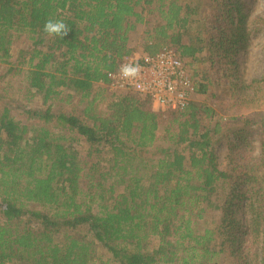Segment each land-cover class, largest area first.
Instances as JSON below:
<instances>
[{"label": "trees", "instance_id": "obj_1", "mask_svg": "<svg viewBox=\"0 0 264 264\" xmlns=\"http://www.w3.org/2000/svg\"><path fill=\"white\" fill-rule=\"evenodd\" d=\"M207 1L0 0V63L24 77L28 101L44 105L26 107L29 123L0 107V264H264L246 248L264 231V171L221 166L223 122L209 123L216 110L193 99L160 113L148 95L107 100L101 87L142 32L145 52L176 48L196 94L208 93L216 50L230 43L232 59L248 34L240 6L209 34ZM49 18L68 24V35L47 36ZM256 82L264 92V73ZM76 96L82 115L54 109ZM243 199L250 217L240 243L232 208Z\"/></svg>", "mask_w": 264, "mask_h": 264}, {"label": "rangeland", "instance_id": "obj_2", "mask_svg": "<svg viewBox=\"0 0 264 264\" xmlns=\"http://www.w3.org/2000/svg\"><path fill=\"white\" fill-rule=\"evenodd\" d=\"M219 1L218 7L214 5L216 0L206 2V23L209 34L216 35L219 26H225L228 23L227 9L232 8L235 14L237 7L240 6L247 14L244 16L245 23L241 25L240 30H245L248 37L237 45L232 59L226 57L231 45L226 42L225 47L216 50L215 55L219 58L213 68L210 63L199 64L202 68L204 66L207 69L211 68L212 84L208 93L196 94L194 99L216 110V115L209 120L210 125L213 126L218 119L223 122L222 133L217 136L216 140V151L221 166L228 171H236L237 174L252 169L264 171V92H256L258 85L256 80L264 73V0ZM222 1L229 3L227 6L221 5ZM235 19L237 20V17ZM238 23L232 26V31L239 27ZM230 34L229 32L227 37ZM134 37L136 38L134 40L135 51L144 50L143 33L138 32ZM215 41L218 40L215 39ZM28 44L29 42L24 39L20 45L14 47L13 64H18V52ZM101 87H105L104 96L107 100L113 97L112 91L106 85H101ZM98 88L96 87V90L100 91L101 89ZM26 91L24 77L8 73V66L0 63V107L7 105L13 115L29 123L31 120L26 113V107L41 108L44 105L39 97L28 101ZM54 102L55 110L76 115H82L86 107V102L81 100L80 96H76L71 101L64 99ZM100 107L105 109L106 102L101 103ZM85 147L86 143L80 146L82 150ZM243 189L246 191L247 186L243 185ZM246 202L243 199L237 207L232 208L233 217H237L243 226L239 232L240 243L244 241L245 225L250 217ZM204 228L205 224L202 222L197 225L199 232H203ZM246 244L249 253L257 254V259H260L264 255V231H258V234L253 235ZM99 256L107 261L111 254L106 249L100 248ZM225 264H229L227 259Z\"/></svg>", "mask_w": 264, "mask_h": 264}, {"label": "built area", "instance_id": "obj_3", "mask_svg": "<svg viewBox=\"0 0 264 264\" xmlns=\"http://www.w3.org/2000/svg\"><path fill=\"white\" fill-rule=\"evenodd\" d=\"M124 63L139 65V74L132 79H124L119 74V66ZM106 87L113 94L139 92L151 98L156 112L167 113L182 110L196 95L192 77L185 61L174 47H167L155 54L144 50L126 55L117 68L107 74Z\"/></svg>", "mask_w": 264, "mask_h": 264}, {"label": "clouds", "instance_id": "obj_4", "mask_svg": "<svg viewBox=\"0 0 264 264\" xmlns=\"http://www.w3.org/2000/svg\"><path fill=\"white\" fill-rule=\"evenodd\" d=\"M70 27L62 19L49 18L44 22L43 32L49 37H59L63 39L68 35ZM119 74L124 79L135 78L139 74V65L124 63L119 66Z\"/></svg>", "mask_w": 264, "mask_h": 264}]
</instances>
